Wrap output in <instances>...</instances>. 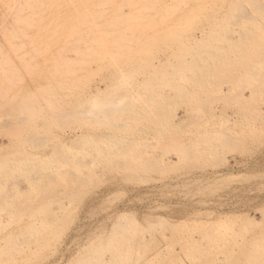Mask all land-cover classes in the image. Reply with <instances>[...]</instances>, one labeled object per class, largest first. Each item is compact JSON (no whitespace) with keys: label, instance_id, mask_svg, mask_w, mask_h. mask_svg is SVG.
Returning a JSON list of instances; mask_svg holds the SVG:
<instances>
[{"label":"rangeland","instance_id":"obj_1","mask_svg":"<svg viewBox=\"0 0 264 264\" xmlns=\"http://www.w3.org/2000/svg\"><path fill=\"white\" fill-rule=\"evenodd\" d=\"M80 1L0 0V264H264V0H140L60 63L18 39Z\"/></svg>","mask_w":264,"mask_h":264},{"label":"bare ground","instance_id":"obj_2","mask_svg":"<svg viewBox=\"0 0 264 264\" xmlns=\"http://www.w3.org/2000/svg\"><path fill=\"white\" fill-rule=\"evenodd\" d=\"M84 1L85 0H82V1L78 2L79 4L78 3L75 4L73 2L74 10H73L72 14H74V15L70 16V18L73 21L72 24L74 23L73 25H71L73 31H71V28H69L70 27L69 25H68L69 26L68 27L65 24V25H62L61 27H59V29L64 28L63 30H65V29L68 28V29H70L71 32H66L68 29L65 30V32H63V30H61V32H60V30L58 31V28H56L57 31H55V33L54 32H50V33L48 32V34L46 35L44 33L39 34L38 32H40V30H38V29H36V28H34L32 26H29V27H32V28L30 29V31H29V29H27V33H26L27 35L26 34H20L18 39L21 40L22 37H27V36H34V37L37 36L38 37L37 40L30 41L28 43V45L34 46V47L35 46L37 47L39 45V47H42L43 50H45L46 48H44L42 45L45 44L44 46L46 47V45H47L46 43H49L48 46L51 47V49L55 46V48H56L55 51H57V54L59 53V55H57V57H59L58 58L59 61L56 58H55V60L57 62H59V63L62 60L64 61V59H66V58L68 59L69 58V54H71V57H73V58H79L80 57V59H82L83 55L80 54L82 49H84V48L85 49H89L91 47L92 43L94 42V39L91 38L93 32L106 31V33H108V34L112 33L111 35H113L115 33L117 35V33L123 32V29H124L125 33H126V31L127 30L129 31V28L131 27L130 24L134 23L135 20L137 19V17L140 16L139 14H141V16L139 17V23H141L142 19H147L150 16L151 12L153 11L152 7L147 8V5L143 6V4H146L147 2L143 3V4L141 2L142 6H140L141 4L140 5L138 4V3H140V0H138V2L136 1L135 3H134V1H135L134 0L133 1L134 4L131 3L132 0H129V1L127 0L126 3L128 2V4L127 5L125 4L126 6L123 4V2L125 0H122V2L120 1L123 6L121 4H118V3H120V2H117L118 0H116V1L110 0V2L109 1L107 2L108 4L110 3L109 4L110 6H113V4H114V8L116 7V4H118L117 7H120L118 9H117V7H116V9H114L113 7L111 8L110 6L109 7H105L106 5H103L100 2L97 3V1H95V2H92L90 0L85 1V2ZM98 1H100V0H98ZM236 1L239 2V0H236ZM101 2L103 3V0ZM104 2H106V0ZM143 2H145V1H143ZM155 3L156 2L154 1L152 4L155 5ZM119 5H121L122 7L119 6ZM238 6L241 8V5H238ZM239 7H238V10L240 12V11H242V9H239ZM125 10H126V12H125ZM133 14H134V16H133ZM88 19H90V21L87 22L86 24H84V26H82L83 24H78L77 23V21L79 22L81 20H88ZM140 19H141V21H140ZM123 20H124V22L127 20L125 25L128 24L129 27L123 25L124 24ZM129 20H131L132 23H131V21L128 23ZM139 23H136L139 27L136 24H134V25L132 24L133 27L135 26V29H133V30L131 29V31L136 32L137 31L136 29L140 28V24ZM121 25L124 26L125 28L121 27ZM133 27H131V28H133ZM84 31H85L86 34H84ZM115 34H114V37H116ZM14 37H13V34L11 32H9L8 29L5 28L4 41H5V45L8 46V48H12V46H14L16 44ZM23 44H25V43L22 42V41L18 43V45H23ZM53 50H52V52H53ZM56 61H55V63H56ZM55 63H53V64H55ZM148 77H150V75ZM144 78H145V76H144ZM130 87H131V85H130ZM133 88H134V86H133ZM133 88L131 87L132 90H134ZM125 91H127V90H125ZM100 92L101 91H100V89L98 87L97 90H96V94H99ZM130 92H132V91L130 90ZM90 108H91L90 110H93L94 108H97V107L93 106V109H92V106H91ZM83 109H84L85 112L87 111L88 115H90L89 112H88L90 110H85V107ZM86 109H89V108L87 107ZM98 111H100V110L98 109ZM92 112L93 111H91L90 113L95 116V114L92 113ZM94 112H96V111H94ZM96 115H98V114H96ZM87 130H89V129H87ZM80 136H81V134H80ZM81 137H83V134H82ZM62 156H64V155H62ZM4 163H5V161L1 162V164H0V168L1 169H5V167L7 168V166H8L7 163H5V164ZM67 163H68V161H67ZM68 165H70V164H68ZM41 176H43V175H41ZM47 176H50V175H47ZM44 179H45V177H44ZM4 189H5V187H4Z\"/></svg>","mask_w":264,"mask_h":264}]
</instances>
